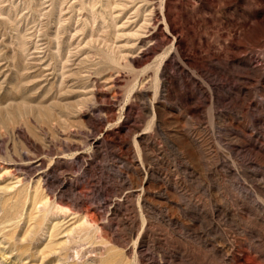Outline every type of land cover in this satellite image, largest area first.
<instances>
[{
	"label": "rangeland",
	"instance_id": "374dc122",
	"mask_svg": "<svg viewBox=\"0 0 264 264\" xmlns=\"http://www.w3.org/2000/svg\"><path fill=\"white\" fill-rule=\"evenodd\" d=\"M57 262L264 264V0H0V264Z\"/></svg>",
	"mask_w": 264,
	"mask_h": 264
},
{
	"label": "bare ground",
	"instance_id": "6f19581e",
	"mask_svg": "<svg viewBox=\"0 0 264 264\" xmlns=\"http://www.w3.org/2000/svg\"><path fill=\"white\" fill-rule=\"evenodd\" d=\"M19 180H21V179H19ZM20 182V181H19ZM17 183V182H16ZM15 185V184H14ZM12 186V185H11ZM8 188H9V186H7ZM15 187V186H14ZM7 188V189H8ZM13 188V187H12ZM11 188V189H12ZM42 204H43V202H42ZM44 205V204H43ZM46 206V205H45ZM44 207V206H43ZM48 208V207H47ZM44 209H46V207H44ZM49 209V208H48ZM47 210V209H46ZM38 211H39V209H38ZM41 212V211H40ZM44 212V211H43ZM46 213H47V211H46ZM11 219V218H10ZM8 221V220H7ZM12 221V220H11ZM14 221V220H13ZM76 255V254H75ZM79 257V256H78ZM69 259V258H68ZM58 264H66V263H59V262H57Z\"/></svg>",
	"mask_w": 264,
	"mask_h": 264
}]
</instances>
